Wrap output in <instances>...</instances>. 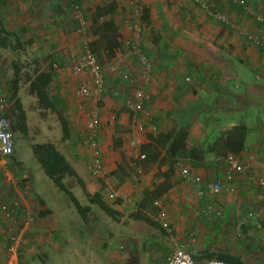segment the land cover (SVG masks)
I'll use <instances>...</instances> for the list:
<instances>
[{
	"label": "crops",
	"instance_id": "obj_1",
	"mask_svg": "<svg viewBox=\"0 0 264 264\" xmlns=\"http://www.w3.org/2000/svg\"><path fill=\"white\" fill-rule=\"evenodd\" d=\"M77 1L90 20L91 31L92 15L96 7L111 3L115 5L114 10L100 18L101 22H110L111 28L103 34L92 33L91 45L103 64L115 55H122L123 70L134 79V83L130 84L128 79L115 73L106 78L107 91L100 105L102 125L98 131V143L106 170L119 175V179H115L124 184L122 189L139 201L143 199L144 193H151L165 179L159 176L154 180V175L159 173V166L166 168L165 172L172 183L169 190L158 196L159 207L163 209L156 212L159 221L168 227L164 228L170 235L166 237L169 241L165 242L156 236V229L143 228V231L153 234V239H142L147 235L132 232L124 239L128 253L123 256L120 250L124 246L117 247L115 243H110L114 249L108 250L107 256H103L105 261L102 264H130V261L131 264H164L173 248L180 243L200 264L208 260L207 256L213 252L238 256L245 264H264V187L251 181L248 175L233 173V179H228V166L221 160L227 154H236L248 169L264 178V50L253 46L243 34L208 16L192 0H157V6L154 5L155 0H142L145 2L142 47L154 68L153 81L143 86L135 57L131 54L123 55L126 50L124 40L130 36L119 19L124 1ZM206 1L213 8L227 12L245 30L264 36V22L256 21L254 15L238 3L227 0ZM245 1L254 12L264 14V0ZM173 8H178L179 11H173L177 10V15L171 14L170 9ZM158 9L163 10L162 16L158 14ZM0 18L6 28L20 40L34 38L36 45H39L40 39H49L51 47L59 53L56 54L58 57L60 48L65 51L67 58V45L79 44L75 37L78 22L73 18L65 0H0ZM146 24L149 30L152 27L155 31V37L147 32ZM106 37L114 41L108 45ZM53 73L54 90L51 92V84L49 93L56 107V102H63V94L69 89L72 90L74 101L68 105L64 114L69 123L70 136L60 144L51 142L84 180L88 191L100 192L107 203L128 214L129 208L113 203L101 191L103 178L93 175L88 169V132L83 135L82 139L85 136V140L81 145L78 141L81 136L76 126L78 123H74L82 116V122L86 124L81 100L76 94L77 80L70 69L65 72L62 68H56ZM13 78H7V85H10ZM140 88L151 96L138 112L139 119L145 125L144 132L138 135L139 149L147 155L144 158L146 160L132 158L127 144L133 116L127 100ZM114 115L116 119L112 121ZM183 136L188 148L194 147L200 151V159L189 158L179 151L174 159H186L204 185L218 179L226 181V184L229 180L228 184L233 190L224 188L219 194L198 196L194 184L184 180L168 161V144ZM68 140L69 143L66 142ZM124 161L130 164L128 166L134 170L133 174H124ZM7 174L10 175L3 172L0 180V226H3L5 220L10 224L13 222L4 207L7 204L6 197L11 194L9 188H12V181ZM13 188L16 191V187ZM16 199H21V211L17 218L20 217L21 224L24 222L21 227L14 226V229L20 230L17 242H28L22 238L23 235L32 237L31 242L40 243L43 236L37 232L45 229L35 224V217L40 212L32 213L28 199L21 193H18ZM209 202L222 214L208 217L203 215L202 209ZM170 229L173 230L172 234L169 233ZM104 242L107 241H99L100 244ZM11 243L7 241L5 244L3 241L0 245L11 246ZM134 252L140 260L131 257ZM66 255L67 261H70L68 264H80V255L74 256L71 251H67ZM100 258L97 263L86 264H101ZM0 264H6L2 256Z\"/></svg>",
	"mask_w": 264,
	"mask_h": 264
},
{
	"label": "rangeland",
	"instance_id": "obj_2",
	"mask_svg": "<svg viewBox=\"0 0 264 264\" xmlns=\"http://www.w3.org/2000/svg\"><path fill=\"white\" fill-rule=\"evenodd\" d=\"M143 3L145 2L143 1ZM158 4V1L155 0L154 5L157 6ZM174 9L178 10V8L170 9L171 14L177 15V10L173 13ZM147 12L148 11H146V13ZM158 14L162 16L163 10L158 9ZM195 15L196 14H194V16ZM46 22L50 23V20H47ZM145 28H147V32L150 33L151 37H155L157 35L152 27L151 30H149L150 27L147 24ZM39 41L40 44L36 45L34 38H30L28 41L21 40L22 46L20 48H18L19 46L17 49L13 50L9 48H0V71L4 77L5 89L10 97V118L12 124L14 121V114L12 113L13 102L11 100V91L9 90L10 85H7L9 82L7 81V78L9 76L14 77L13 61L22 65V70L20 71V88L18 93L20 94L19 97L21 98L25 108L24 110L27 115L28 125V131L26 133H21L18 130L14 131L15 152L10 158L1 160V165L4 169L1 168L0 173L1 175H3V172L10 173V175H7L12 181V188H9V190H11V194L6 197V199H8L7 204L4 205L5 209H8L11 201L14 200V198H17L18 193H21L24 198L28 199L30 209L33 210L32 213H37L38 211L40 212L35 217V224H40L39 227H45V229L41 232H37V234H41L43 236L40 243H38V241L31 242L30 238L32 237H24L23 235L22 238L24 240H28L29 243H24L23 241L20 242V240L17 242L20 230L14 229V226L21 227L24 225V222L21 224L20 217L17 219L12 217V224H10L8 220H5L2 223L4 227L0 226V244L3 241H5V244L7 241H12V245H8L9 243L7 245H0V259L2 256L4 261H6V264H8L7 262H11L10 264H68L70 261H67L68 255H66V253L67 251H71L74 256L75 254L80 255V264L92 262L97 263L98 257H101L100 263L102 264L105 261L103 256H107L108 250L114 249L110 243H115L114 245L117 247L123 245V250H120V248L118 249L123 256H125V253H128V248L125 245L126 241L124 240L125 237H129L132 232H138V235L139 233L147 235L143 236L142 239L147 237L146 240H150L153 239V234H148V232L143 231V228L152 230H155L156 228L142 220L134 219L131 216L132 213H136L138 211L140 203L139 199L137 201L136 209L130 208V212H128V214H124L119 211L118 219L115 220L105 214L95 204L88 202L82 189L74 178L66 177L64 180L66 185L72 190L75 196L79 199L80 203L83 206H90L91 208L88 213V219L84 221L78 214L70 198L44 173L41 165L33 153L32 145L35 143L51 141L60 144L65 142L66 138L63 136L61 123L57 113L52 112L39 104L37 98L29 91L27 78L32 76L36 61L40 69H49L51 72L56 69L54 68V63L59 64L57 69L62 68L65 72L68 71L69 67L65 63L66 60L63 59V57L66 59V56L65 51H63L62 48L59 49L60 57H58L56 56L58 52H55L54 47H51L52 44L49 42V39L44 37ZM11 81L12 80H10V83ZM70 82H72V79ZM53 90L54 83L52 84L51 92H53ZM62 101L63 102H56V104L58 110L64 116L68 109V105H72L74 101L71 89L63 94ZM73 118L75 119V116ZM81 118L82 116H80L79 120L76 119V122L74 123H78L76 126L78 125L79 135L81 133V136L78 137V141L82 145L85 140V136L84 140L82 137L83 135H86L88 131ZM66 142L69 143L70 140ZM162 162L165 163L164 160H162ZM122 163V171L124 174L128 176L130 173L133 174L134 170L128 166L130 164H127L126 161ZM109 173L114 179H119L120 177L115 174V172L110 171ZM154 176V180H156L159 178L160 173H156ZM117 179H115L114 183H116L118 187L122 188V185L124 184ZM101 185L103 187L102 181ZM13 187H16V191L13 190ZM102 187L101 191L105 192ZM146 195L147 206L144 212L147 213L154 221L165 227L159 221V214H157L161 211V209H163H160L159 205L157 207L155 204L157 197L154 198L150 193H144L143 197ZM19 201L21 203V199H19ZM155 214L158 216H155ZM165 228L167 229L168 227ZM172 232L173 230L170 229L169 233L172 234ZM156 236L166 242L169 241L166 237L169 238L170 235L168 232L163 233L160 232L159 229H156ZM137 238L139 239L138 236ZM100 240L107 242L100 244ZM121 240L124 242H121ZM36 243L38 245H36ZM181 244L182 243L178 244V246ZM141 246L142 244L140 243V248ZM135 252L131 254V257L133 259L140 260V257H136Z\"/></svg>",
	"mask_w": 264,
	"mask_h": 264
},
{
	"label": "built area",
	"instance_id": "obj_3",
	"mask_svg": "<svg viewBox=\"0 0 264 264\" xmlns=\"http://www.w3.org/2000/svg\"><path fill=\"white\" fill-rule=\"evenodd\" d=\"M122 9L119 13L121 26L129 33V37L124 40L126 50L123 55H133L137 64L140 67L142 74V85L146 86L151 84L154 77V68L152 61L143 50L142 47V34L144 30V7L142 0H123ZM195 4L201 7L208 16L221 21L226 26L243 34L246 39L256 48L264 50V36L257 33L247 31L239 26L227 12L213 8L206 0H192ZM229 2L238 3L245 10L252 15L258 22H264V14L257 13L246 3L245 0H227ZM71 13L74 19L78 22V28L75 30V37L78 45L68 44L66 47V61L73 77L77 80L78 86L76 94L81 100L82 111L86 121V128L88 131L87 143L90 148V159L88 162L89 171L98 177L103 178V188L110 201L115 204L127 208L136 209L137 199L131 193L124 191L116 185L115 179L106 170L104 156L98 143V131L102 125V118L100 115V105L102 104L107 87V75L115 73L122 78L129 80L130 84L134 83V79L129 77L123 70V57L122 55H115L109 62L101 63L98 54L92 48V31L90 29V20L87 17L84 9L79 5L77 0H67ZM54 67L58 68L59 64L54 63ZM151 96L146 90L140 88L135 91L134 96L128 98L127 104L133 116L130 122L129 137L127 144L131 149V156L134 159L142 160L146 157L140 151V143L138 135L142 134L145 130L144 123L139 119L138 112L143 109L146 102L150 100ZM11 102L7 90L5 89L4 77L0 71V169L4 168L1 165V160H5L13 156L15 152V133L10 118ZM148 116V114H146ZM116 116L112 117L115 121ZM221 160L228 166V179H233L235 175H248L251 181L258 183L264 187V178L257 175L254 171L248 169L243 164L240 157L236 154H227ZM180 176L186 181L194 184L198 196L203 197L208 193L219 194L224 188L233 190L231 185L225 184L222 179H218L211 184L204 185L199 175L193 172L183 157L174 159L173 165ZM159 173H164L166 168L164 166L158 167ZM1 172V171H0ZM0 173V180H1ZM158 198L155 204H159ZM7 209V208H6ZM21 203L18 199L11 201L7 212L15 219L20 215ZM205 216L221 215L222 212L215 207L211 202L207 203L202 209ZM167 227V225H164ZM164 264H200L198 260L185 248L184 245L173 248L171 253L167 256ZM203 264H231L219 259H209Z\"/></svg>",
	"mask_w": 264,
	"mask_h": 264
},
{
	"label": "trees",
	"instance_id": "obj_4",
	"mask_svg": "<svg viewBox=\"0 0 264 264\" xmlns=\"http://www.w3.org/2000/svg\"><path fill=\"white\" fill-rule=\"evenodd\" d=\"M115 9V5L113 3L96 7L92 19V33H100L109 30L111 28L110 22H101L100 18L102 15L111 12ZM114 40L111 37H106V43L110 45ZM19 46V47H18ZM22 46V42L20 38L10 30L6 28L3 24L2 19L0 18V48H9V49H17ZM13 69H14V78L10 83L9 90L11 91V100L13 102V110L14 121H13V130L20 131L21 133H26L28 131L27 125V115L23 108L21 98L18 96V91L20 88V71L22 70V65L13 61ZM54 80V73L47 70H42L37 65V61L35 62V67L33 69L32 76L27 78L29 83V91L33 94L39 104L51 110L52 112L57 113L59 121L61 123L63 136L68 138L70 136V128L69 123L66 117H64L61 112L56 107L54 101L51 98L49 93L50 86ZM185 137H181L171 143L168 144L169 150V158L168 161L174 165V156L179 151L182 155L187 156L192 159H200V151L194 147L188 148L185 143ZM234 148V147H233ZM235 149V148H234ZM33 153L41 165L44 173L48 178L52 180V182L63 191L71 200L73 205L75 206L80 217L85 221L88 219V213L90 212V206H83L79 199L75 196L72 190L66 185L65 178L70 177L74 178L80 188L82 189L84 196L87 198L88 202L91 204H95L100 210H102L105 214L110 216L111 218L117 220L119 211L115 209L112 205L107 203L102 197L100 192L91 193L86 188L84 180L79 176L74 167L70 164L67 158L63 153L59 151L56 145L52 142H43V143H35L32 145ZM173 157V158H172ZM147 158V155H146ZM146 160V159H144ZM162 177H165L161 183L155 186V189L151 191L152 196L154 198H158V196L162 195L164 192L169 190L172 187V183L168 179V174L166 172L160 173ZM139 208L136 213H132L131 216L134 219L142 220L151 226L159 229L160 232H166L165 228L154 221L147 213L144 212L146 209L147 195L143 197L142 200L139 201ZM194 256V255H193ZM195 257V256H194ZM207 259H219L231 264H245L240 257L230 255L227 253H210L207 256Z\"/></svg>",
	"mask_w": 264,
	"mask_h": 264
}]
</instances>
